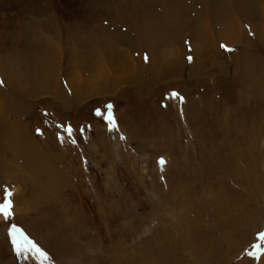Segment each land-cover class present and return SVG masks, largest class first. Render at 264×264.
<instances>
[{"label":"rangeland","instance_id":"obj_1","mask_svg":"<svg viewBox=\"0 0 264 264\" xmlns=\"http://www.w3.org/2000/svg\"><path fill=\"white\" fill-rule=\"evenodd\" d=\"M34 1L0 0V101L22 108L2 130L24 128L63 183L27 210L37 183L0 156V264H264V97L239 44L264 0ZM55 34L68 50L47 65Z\"/></svg>","mask_w":264,"mask_h":264},{"label":"bare ground","instance_id":"obj_2","mask_svg":"<svg viewBox=\"0 0 264 264\" xmlns=\"http://www.w3.org/2000/svg\"><path fill=\"white\" fill-rule=\"evenodd\" d=\"M34 2H36V0ZM233 2H234V0H233ZM44 4L46 5V3H44ZM239 4H241V3H239ZM28 5H30V4H28ZM46 7H48V6H46ZM48 9H50V8H48ZM56 20H57V17L55 15H53L51 20L49 21L50 29H51V27H55L56 26V22H57ZM226 22L228 23V24H225L226 25V29H228V28L230 29L231 26L232 27L235 26L237 28V30L239 32H241V34H245L244 33L245 29L241 25V22L237 18L232 17V18L228 19ZM137 24L139 25V23H137ZM248 24H249V26L251 28H253V26L256 23L248 21ZM257 26H260V28H261V35L258 38H256L255 41H253V39L252 40H247V38L245 40H243L242 42L240 41L239 44L241 46H243V51L241 52L240 56L243 55V57L241 59V65H242V68H244V69L242 71L246 72L247 69H248V73L247 72L246 73L250 75V80L251 81L254 80V85H255L254 89H256L258 91V93L261 94L260 96L264 97V54L262 56H259L257 53H253V54H255L254 58L248 59V57H247L248 53H250V51H251L250 50L251 46L250 47H248V46L253 44V43H255V42L261 43L262 52H264V22L257 23ZM171 29L173 30L174 26H172ZM197 36H198V34H197ZM240 37H241V35H240ZM52 38H53V39H51L52 42H49L50 44L48 45V48L46 49L45 53H43L44 57L46 59L45 64H47V65L48 64H52V65L53 64H58L59 61L60 62L64 61V60H62V57H64L63 53L66 54V51L68 50V47L61 42V40H62V36L61 35H60V38H59V35L55 34V37L52 36ZM206 38H208V37H206ZM206 38H205V41L207 40ZM77 41H78V39L75 38V42H77ZM207 41L210 42L209 40H207ZM228 43L230 44L231 41L230 42L228 41ZM203 47H205V46H203ZM206 47L210 48V45H206ZM217 50H218V52L222 53V51L220 49L217 48ZM203 53H205V50H204ZM74 55H75V53H74ZM68 59L70 60L69 57H68ZM71 65L73 66V64H71ZM36 72H37V70L36 71L34 70V72H32V73L30 72L32 76L30 75V73H26L29 76V77L26 76L27 80L29 81L30 79H33L34 75L36 74ZM55 72H57V71H55ZM251 76H253V80H252ZM20 78H22V77L20 76ZM14 80H15V78H11V82L14 81ZM35 81H38L36 79V77H35ZM138 83H139V81H138ZM59 87H60V85H59ZM63 89L64 88L62 87L61 91ZM250 89L253 90L252 88H250ZM49 90H50V92L54 93L53 88H50ZM248 91H250V90H248ZM24 92L26 93V91H24ZM34 92H36V90H34ZM1 94L2 93L0 91V95ZM26 94L28 95V93H26ZM61 95H63V94L61 93ZM59 97H60V95H59ZM240 100H241V98H240ZM4 101H5V99H4ZM15 102H17V101H15L14 99H9V101L8 102H4V104L0 101V156L1 155L5 156V157L9 156L12 159L11 161H13V163H14L12 165H9V166H11L10 170H8V171L6 170V167H5L6 165L5 164H4V169H3V166H2L1 170L3 171V173H4V171L6 173L7 172L8 173H13L11 177L13 178L14 181H16V184H18L19 186H20L19 182L25 181L27 178H30V179H32L34 181V183H37L36 192L35 193L38 196L34 194V196L32 198V201L29 203V201H30L29 200L28 203L26 204L27 207H25V208H27V210H29V209L32 210V209H34V207L36 205L38 206L39 204L41 205V204L44 203V202H41L40 200H43L46 203H50L51 200H52V197H54L55 198L54 201L58 202V200H59V191L61 190L60 188L62 187L61 183H63L62 172H61L60 168L58 167V165L56 164L55 160L53 159V157L50 154H45V152L43 150L39 149L40 146L36 145L34 142H33L34 144H31V141L27 138L28 135H26L27 133H26V130L24 128L21 129V130L20 129L14 130V128H15L14 127V128H10L9 131L7 129H5L6 132H8L6 134L7 136L3 134L2 126H4V128H5V124L4 123L8 119L9 113L22 111V108L20 107V105L16 106L14 104ZM64 104H66V102L63 103V105ZM4 105H5V107H3ZM262 115H263V113H262ZM37 174H40L39 176L46 175V177L45 178H43V177L39 178V177H37L38 176ZM45 190H47V191H45ZM245 190H248L247 186L245 187ZM42 192H44V193L42 194ZM41 194H42V196H41ZM245 195L247 196L248 199L245 201L244 205H246V207H249L252 198H256L255 197L256 194H253V193L252 194H250V193L246 194V191H245ZM36 197L40 198V200H38ZM18 199H19V196L16 198V200H18ZM23 203H24V201H23ZM21 209H23V208H21ZM254 215L255 216H257V215L259 216V214L257 213V208L255 209ZM256 220H257V218H256ZM232 228L233 227H231V229ZM235 229H236V227H235ZM211 238H214V239L217 240L218 239V234L212 235ZM236 238H238V237H236ZM234 240H235V237H234ZM238 240H240V238Z\"/></svg>","mask_w":264,"mask_h":264},{"label":"snow or ice","instance_id":"obj_3","mask_svg":"<svg viewBox=\"0 0 264 264\" xmlns=\"http://www.w3.org/2000/svg\"><path fill=\"white\" fill-rule=\"evenodd\" d=\"M9 204H4V205H0V212H2L5 216H7L8 213V208H9Z\"/></svg>","mask_w":264,"mask_h":264}]
</instances>
